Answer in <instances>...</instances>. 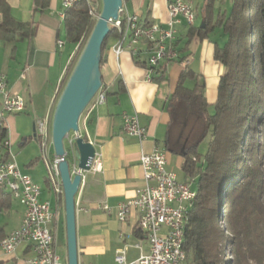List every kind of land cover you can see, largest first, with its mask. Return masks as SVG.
<instances>
[{
  "label": "crops",
  "instance_id": "1",
  "mask_svg": "<svg viewBox=\"0 0 264 264\" xmlns=\"http://www.w3.org/2000/svg\"><path fill=\"white\" fill-rule=\"evenodd\" d=\"M186 1L194 9V25H197L202 0ZM7 2L16 19L33 25L34 34L19 43L0 44V74L5 76L10 93L25 102L22 113L4 117L5 140L10 144L20 172L28 175L40 187V200L48 202L56 212L51 228L54 250L61 263L67 264L64 198L57 195L48 183L34 124L45 116L53 115L75 48L64 39L62 0H48L45 10H41V0L37 4L35 0ZM229 6V2L217 5L223 9ZM123 8L128 14L137 16L144 25L157 24L162 28L168 25L167 0H124ZM185 27V24L175 26L178 48L186 42ZM57 40L64 42L60 49L56 47ZM116 41H108L105 60L100 66L105 102L93 110L84 111L79 119L78 136L87 138L93 145L95 158L92 168L81 173V183L75 195L78 264H115L116 253L122 249L128 263L147 253L148 243L137 227L139 213L131 210L126 220L121 222L117 219V207L133 199L136 191L142 187V155L158 148L165 153L167 166L170 162L167 154L173 153V145L170 139L169 100L181 71L190 70L198 81L204 83L203 95L209 105L216 101L219 78L224 72L223 67L213 59L214 43L221 45L224 42L223 35L218 31L204 40L194 37L187 48V63L168 64V80L160 85L147 81L145 65H137L129 51L116 57L113 52ZM138 48L141 50L137 55L138 60L144 63L147 54L142 50V44ZM124 114H137L145 130L143 140L128 137L122 132ZM68 151L72 163V148ZM48 152L49 157L53 158L52 144ZM181 164L182 158L180 167ZM93 167L99 170L95 171ZM14 198L11 194L12 203L18 201ZM103 204L109 207V213L103 210ZM20 207L15 225L8 231L7 222L2 223L4 212H0V226L4 227L5 236L20 226L23 216V208ZM31 258L30 248L24 245L10 256L0 251L2 264H29Z\"/></svg>",
  "mask_w": 264,
  "mask_h": 264
},
{
  "label": "trees",
  "instance_id": "2",
  "mask_svg": "<svg viewBox=\"0 0 264 264\" xmlns=\"http://www.w3.org/2000/svg\"><path fill=\"white\" fill-rule=\"evenodd\" d=\"M227 2L228 9L217 7ZM40 4L45 10L48 0ZM99 10L92 0H79L65 10V42L74 48L79 45L80 51ZM199 11L200 24L185 27L184 45L178 48L179 41L173 42L178 59L163 62L151 78L158 85L166 82V66L186 60L194 37L204 40L215 31L223 35L224 42L214 43L213 49V59L224 70L215 103L207 104L204 83L188 69L181 71L169 100L170 113L182 104L203 124L195 143L180 152L171 148L182 158L184 180L196 184L195 197L185 214L183 250L187 264H264V0H202ZM33 34V25L16 19L7 0H0V44L19 43ZM118 38L111 27L101 46L100 66L108 41ZM137 55L133 56L135 63L147 68L146 61H139ZM76 56L67 67L60 91ZM5 137L6 130L1 129L0 141ZM207 137V148L201 155L198 148ZM4 191L0 188V212L7 213L12 200ZM4 237V227L0 226V241ZM224 240L230 258L222 254Z\"/></svg>",
  "mask_w": 264,
  "mask_h": 264
},
{
  "label": "built area",
  "instance_id": "3",
  "mask_svg": "<svg viewBox=\"0 0 264 264\" xmlns=\"http://www.w3.org/2000/svg\"><path fill=\"white\" fill-rule=\"evenodd\" d=\"M68 4V0H62V8ZM167 14L169 22L166 28L157 24L147 25L141 31L140 36H132V28L138 19L135 15L128 14L123 6L119 11L116 21L111 26H116V32L120 36L113 48L114 55L118 57L124 51H129L136 56L141 51L138 46L142 44V50L146 52L147 81H151L156 70L165 61H176L178 54L173 47L176 37L175 26L185 24L193 26L196 16L192 5L186 0H167ZM64 42L56 41V47L62 48ZM185 60L181 64L185 65ZM106 93L101 87L94 96V102H90L85 111H90L104 104ZM0 130L3 129V119L7 115L20 114L25 109L22 98L15 96L8 90L5 76L0 74ZM51 116L37 120L34 124L35 135L39 140L41 158L47 172V180L57 195H63L59 163L57 157L50 158L48 148L50 145ZM122 132L131 138L143 140L145 130L141 127L137 114H124L122 116ZM67 146L72 144L78 133H73ZM140 167L143 172V184L135 194V197L117 207V219L124 222L131 210L139 213L137 227L148 243V251L141 254L134 262L126 261L125 250H119L115 256V264H187L177 263L176 247L178 239L184 236L185 214L189 207V195L191 194L190 180L180 182L176 175L167 169L165 153L155 148L151 153L142 155ZM92 168V166H91ZM93 170H99L93 167ZM79 172V173H78ZM75 166H70V174H80ZM0 181L3 187H11L19 193V201L23 208V216L20 222V231L11 232L0 241V251L10 256L21 245L30 248L32 258L29 264H62L54 250V236L52 223L57 214L48 202L41 201V189L28 175L22 174L15 162L10 150V144L5 138L0 141ZM109 213V207L102 206Z\"/></svg>",
  "mask_w": 264,
  "mask_h": 264
},
{
  "label": "water",
  "instance_id": "4",
  "mask_svg": "<svg viewBox=\"0 0 264 264\" xmlns=\"http://www.w3.org/2000/svg\"><path fill=\"white\" fill-rule=\"evenodd\" d=\"M100 1V13L57 99L51 121V144L54 156L60 159L58 168L65 208L67 264H78L75 195L81 183L80 174L71 176L70 166L73 164L78 171L88 172L95 158V148L87 138H76L72 144L73 162L70 163L65 158L64 140L71 132L78 133L81 115L102 87L101 46L110 32V22L117 20L123 6L122 0ZM201 28H204V22Z\"/></svg>",
  "mask_w": 264,
  "mask_h": 264
},
{
  "label": "rangeland",
  "instance_id": "5",
  "mask_svg": "<svg viewBox=\"0 0 264 264\" xmlns=\"http://www.w3.org/2000/svg\"><path fill=\"white\" fill-rule=\"evenodd\" d=\"M92 1H94L96 3V9L97 10H99V8L101 9V1L100 0H92ZM199 13H200V11H198V14H197L198 15L197 16L198 17V19H197L198 25L200 24ZM97 17H94L95 21H96ZM78 48H79V45L75 46V50H74L75 54L73 55V57H74L77 54L76 60H77V58H78V56L82 50V48H81L80 51H78ZM76 60H75V62H76ZM75 62H74V64H75ZM74 64H73V66H74ZM68 76H67V78H68ZM67 78H66V80H67ZM66 80H65V82H66ZM61 91H62V89H61ZM61 91H60V93H61ZM60 93H59V95H60ZM209 111H210V113L213 112L212 109H210ZM170 115H171L170 139H171V142L173 145V146H171V148L180 152L186 146H189V145H191L197 141V139L199 138L200 134L203 131V124L199 118H197L195 115H192L191 113H189L182 104H177V106L170 113ZM51 119H52V117H51ZM78 124L80 127V120H79ZM73 135L74 134L71 132L64 140V148H65V152H66L65 158L68 157L69 162L71 161V158L68 154L69 146H67L68 145L67 142H68V140L72 139ZM208 141H209V138L207 137L205 139V141L199 146V148H198L199 154L202 155L205 153ZM184 144H185V146H183ZM167 156L170 158V162L167 166V169L171 170L176 175L178 181L183 182L184 177H183V174H182L181 169H180L181 156L174 154V153H172V154L168 153ZM191 186H192V189L195 191L196 190V184L194 182H191ZM12 204H13L12 208L7 213H3V220L5 222L3 221L2 223L7 222V231L11 227H13V225H15V221H16L15 219L17 216V212L21 211V207L18 205L17 201H13ZM221 248H222L223 256H225L226 258H230V256L228 257L229 245H228V242L226 240L223 241Z\"/></svg>",
  "mask_w": 264,
  "mask_h": 264
},
{
  "label": "bare ground",
  "instance_id": "6",
  "mask_svg": "<svg viewBox=\"0 0 264 264\" xmlns=\"http://www.w3.org/2000/svg\"><path fill=\"white\" fill-rule=\"evenodd\" d=\"M78 1L79 0H68V4H65V7L62 8V15H63L65 10L71 8ZM109 25H110V28L112 27L116 30V26H111V22ZM146 28H147V26H145L139 20H137L136 23H134V26L132 28V36H140L141 31H143V29H146ZM93 99H94V97H93ZM50 143H51V133H50ZM0 187H2V181H0ZM3 188L8 190L12 194V196L15 197L19 201V193L18 192H14V190H12L11 187H3ZM194 197H195V192L191 188V194L189 195V203L194 199ZM19 231H20V226L16 230H14L13 232H19ZM183 237L184 236H181L180 239H178V243H177V247H176L177 263H186V254H185V251L183 250Z\"/></svg>",
  "mask_w": 264,
  "mask_h": 264
},
{
  "label": "flooded vegetation",
  "instance_id": "7",
  "mask_svg": "<svg viewBox=\"0 0 264 264\" xmlns=\"http://www.w3.org/2000/svg\"><path fill=\"white\" fill-rule=\"evenodd\" d=\"M183 146H185V144H184ZM182 150H183V149H182Z\"/></svg>",
  "mask_w": 264,
  "mask_h": 264
}]
</instances>
